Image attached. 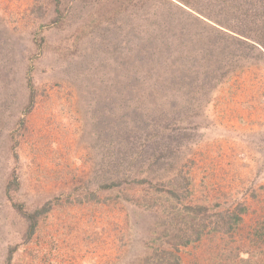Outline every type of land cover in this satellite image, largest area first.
Segmentation results:
<instances>
[{
  "label": "rangeland",
  "instance_id": "rangeland-1",
  "mask_svg": "<svg viewBox=\"0 0 264 264\" xmlns=\"http://www.w3.org/2000/svg\"><path fill=\"white\" fill-rule=\"evenodd\" d=\"M55 1L0 0V121L5 119L0 124V264H5L9 248H15L11 264H135L157 246L151 243V231L159 212L135 205L133 198L154 192L157 178L173 177L180 170L210 211L243 209L233 235L206 234L179 250L180 264H264V23L256 13L234 16V8L227 12L223 0H211L212 7L193 0L198 12L182 0H57L59 7ZM37 6L45 9L41 20H34ZM187 12L206 19L208 26ZM106 19L112 21L116 38L135 49L141 44L144 54L136 53V59L144 62L142 78L164 94L154 97L156 107L148 106L147 121L156 122L150 145L156 142L158 148L134 134L123 136L128 138L127 146L122 142L123 153L145 148V154L160 157L149 162L148 170L143 168L140 186L103 188L111 176L134 175L139 169V164L129 168L128 159L117 156L126 124L132 125L122 123L118 93L106 85L101 112H109L113 101L115 115L112 110L108 121L103 113L100 124L91 123L87 107L90 117L95 112L80 88L85 74L79 84L65 77L66 63L83 57V37L93 38L99 28L105 31ZM216 22L229 28L222 25L214 32ZM39 25L45 40L40 50L32 41ZM90 27L93 33L84 31ZM221 39L229 40L227 58L213 52ZM192 43L203 55L200 69H211H191L201 79L187 88L177 80L191 61ZM128 49L127 55L132 52ZM122 56L126 58L125 51ZM13 72L21 79L30 73L35 87L34 106L18 130L19 116L8 111ZM144 122L139 126L145 134ZM13 174L19 189L9 201L4 184ZM11 198L27 209L50 204L26 242Z\"/></svg>",
  "mask_w": 264,
  "mask_h": 264
},
{
  "label": "trees",
  "instance_id": "trees-1",
  "mask_svg": "<svg viewBox=\"0 0 264 264\" xmlns=\"http://www.w3.org/2000/svg\"><path fill=\"white\" fill-rule=\"evenodd\" d=\"M134 1L135 0H132L133 3ZM163 1L166 2V0ZM56 2L57 0L55 1V6L59 7L60 4ZM192 2L193 0H182L181 4L191 6L190 10L195 11V9L192 8L194 7V4L191 5ZM205 2H207V7H212L211 0H205ZM223 2L228 7L226 10L227 12L234 8V16L246 18L248 15L256 13L254 14L255 18L264 23V0H241L240 3H242L243 6L240 3L234 5L236 0H223ZM35 8L36 10H39V12L34 17V20L36 18L38 20L43 19L45 9L43 10L41 6H37ZM187 16L193 18L196 22L202 24L204 27L208 26V22L203 21L206 20L204 18L193 16L191 12H187ZM52 20L54 21L55 19ZM245 20L247 21V19ZM103 23V27H107L106 30H102L101 33L99 28L98 31L100 32L94 34L93 38L88 37L86 33H83L82 36L86 35L82 39V45L85 47V49L82 51L83 57L81 59L75 58L73 61L66 63L65 77L70 80V82L72 81L76 84H79L81 79L84 77L83 74H85V78L83 79L80 88L83 90V96H86L85 103L88 102L87 104L89 107L95 112V115L90 117L89 109L87 107L89 121L91 123L92 121L99 124L101 122V117L104 113L101 112V109L104 111V106L106 105V99L103 98V95L106 93L105 90L107 89L106 85H108L111 90L113 89L114 93H118L116 99L119 103H122V123L126 124L132 121V125L128 126L126 124V129L121 135L122 140L119 143L120 149L116 147L118 150L117 156L128 159L126 165L129 168L139 164V169L137 171L139 175L136 172L134 175L122 173L116 174L108 178L107 182L103 183V188H118L122 185L140 186V184L144 183V180L139 178V176H142L140 174L143 172V168L148 167L151 164L149 162L153 159L155 162H158L160 157H156L154 154H145L143 152L145 148L140 151L131 150L128 153H123V145H126L128 140V138H124L123 136L126 134L128 135L127 137H131V134H134L138 139L140 138V140L143 141V144L148 142V147L153 149L158 148L159 145L156 142H153V144L150 145V142L153 141L154 138L153 133H151L153 132L152 128L156 127V122L153 120L147 121L149 110L148 106L149 104H152L154 107H156L159 102L154 97H158L159 95L163 96L164 94L156 90V87L152 85V83L147 85L145 80L142 78L145 70L143 66L141 69L140 65H143L144 62L142 60L136 59L137 55L140 56L144 54H142L143 50L141 48V44L138 45L137 49H135L134 46L130 47L131 45H128V42L122 39V37L116 38L115 35H113L111 31V20L106 19ZM216 23H218L216 24L218 28L215 26L211 27L214 32H219V28L220 26L222 27V25L229 28L228 25H224L222 22ZM41 28L42 25H39L38 29L32 33V41L36 44L39 50L40 48H43L45 42L44 38L39 34L41 32ZM88 29L89 30L85 29L84 31L93 33V29L91 27ZM105 32H107L106 35ZM227 36L229 37V40L234 39L233 36L229 34ZM106 39L108 40L107 43ZM228 39H221L220 41H217L218 48L217 50L213 49V52H217L216 54L220 55L219 57L221 58H227L225 54L228 55V52L230 51V47L227 44L229 41ZM90 40H92V42ZM195 44L196 43L190 44L192 51L188 53L187 59L191 61L187 64V69H185V72L181 73L177 80L178 85L183 82L187 88L194 86L197 84V81L201 79L199 74L194 75L198 77H193L191 74V69L200 70L201 72L210 71L211 69L209 65H207L208 67L204 66V71L200 69L202 68L200 67L202 66L200 60L202 59L200 58L203 55L201 54V49H198ZM105 45H108L107 49L105 48ZM128 48H131L132 52H129L127 55L126 51L129 50ZM113 50L116 51L113 53ZM123 51H125L126 58L128 56L129 60H126V58L122 56ZM116 52H120V54ZM146 54L149 56V52H146ZM182 54L183 53L177 55L180 56ZM134 58L136 59L135 61L133 60ZM15 60L16 63H18L19 60L17 61V58H15ZM182 60H186V58H182ZM192 60H196L198 63L192 65ZM209 60L211 59H208V61ZM72 78H74V80ZM174 78L175 76H173V80ZM158 83H160V81ZM7 87H9V96L13 97L9 105L10 109L8 111L9 113L13 111L20 117H17L15 126V129L18 130L24 124L25 114H27L34 106V83L30 73H27L25 79L18 77L16 78V75H14V81H12ZM180 90L184 89L180 88ZM153 91L155 92L156 96L153 95ZM110 106L111 108L109 112L113 110L111 115L114 116L116 107L113 109V101H111ZM130 106H132L131 109L129 108ZM109 112L107 111L104 113V117L107 121ZM119 113H121V111H119ZM4 120L5 119H2L0 124L3 123ZM144 120L145 134L141 132L139 126V122H143ZM145 146L147 145H144L143 147ZM162 152L160 153L161 157H163ZM176 152H178V150ZM122 153L126 154L127 156H123ZM148 169L149 167L147 170ZM145 176L148 177L149 175ZM189 178L190 177L185 172L180 170L173 177H166L165 179L157 178L155 181L157 186L154 192L148 191L147 193L136 198L132 197L135 205H140L145 209H157L159 212V219L156 225H153L151 231L155 235V238L151 241V243L154 242L157 244V246L153 245V247H150L151 249L149 252H147V254H145L143 257H140V259H138L139 261H137L135 264H180L178 252L181 248L198 242L203 236L210 233H218L222 236L226 235L230 237L240 226V223L242 222V216L239 215V213L243 210L240 206L234 210L224 209L219 211H210L209 208L203 204L204 201L195 197V194H193L189 189ZM148 180L149 179L147 178L146 182L150 184ZM18 189L19 182L15 177V174H13V176H11L10 179L4 184V191L5 194H7V198L11 193H15ZM8 200L10 201L9 198ZM12 209L15 213V216L17 217V220H19L25 226V234L22 235V237L26 242L30 239V236L33 235L39 219L50 210V204L46 203L34 209H27L25 208V205L19 200L18 202H14L12 199ZM14 249L15 248L7 249V254L4 260L5 264H11V258ZM245 263L246 262H244V264Z\"/></svg>",
  "mask_w": 264,
  "mask_h": 264
}]
</instances>
